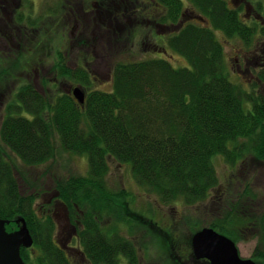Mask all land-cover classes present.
I'll use <instances>...</instances> for the list:
<instances>
[{
    "label": "trees",
    "instance_id": "1",
    "mask_svg": "<svg viewBox=\"0 0 264 264\" xmlns=\"http://www.w3.org/2000/svg\"><path fill=\"white\" fill-rule=\"evenodd\" d=\"M100 1L106 9L112 4ZM155 3L158 24L178 31L156 45L161 57L117 63L111 92L92 90L82 105L68 92L51 98L28 82L10 104L0 142L25 166L55 160L59 145L64 153L87 157L89 164L87 176L57 184L54 208L62 205L69 211L68 233L60 232L54 211L41 216L37 197L21 193L16 169L0 150V218L26 220L34 239L32 248L21 252L27 264H140L134 241L140 233L149 230L172 237L147 216L150 213L131 209L126 191L109 189V159L129 166L139 187L164 203L182 200L187 206L205 202L219 185L217 157L233 168L251 157L264 162V93L259 83L247 90L231 81L224 46L216 35L224 31L248 43L254 28L243 24L227 0ZM114 41L107 40L109 45ZM169 50L185 58L188 67L175 68L163 57ZM59 60L55 66L59 78L91 88L86 68H71L62 54ZM259 80L264 85V71ZM246 202L239 196L210 227L235 242L244 229L258 231L264 216L247 214ZM104 219L112 221L106 225ZM11 226L17 228L14 222ZM193 236L183 246L188 253ZM253 259L264 264V252L257 249Z\"/></svg>",
    "mask_w": 264,
    "mask_h": 264
},
{
    "label": "rangeland",
    "instance_id": "2",
    "mask_svg": "<svg viewBox=\"0 0 264 264\" xmlns=\"http://www.w3.org/2000/svg\"><path fill=\"white\" fill-rule=\"evenodd\" d=\"M25 1L32 6L33 23L40 25L34 30V40H10V46L7 40H0V127L9 115L10 104H13L16 94L24 84L34 83L37 89L48 93L51 98L75 87L67 79L59 78L55 71V66L61 61L60 54L71 68L84 67L90 72L92 86L85 89L87 94L92 90L111 92L113 70L117 63L161 57L158 53L160 49L156 45L166 43V40L178 31L168 25L156 27L154 20L159 21L160 10L153 8L151 0H125L123 5L126 4L124 6H127V12L123 9L121 11L120 8L118 11L112 10L109 12V20L106 21L96 17L100 14L99 11H103L99 7L102 3L100 0L23 2ZM261 2L262 0H257L258 5ZM74 4L75 7L72 6ZM189 5L190 3L185 1V6ZM262 7L264 8V2ZM246 14L242 11V19L253 26L254 23ZM102 15L104 14L100 16ZM127 15L132 18L125 19ZM116 21L119 29L115 32L111 30V34L107 33V26L113 24L116 28ZM216 35L224 46L225 64L231 81L247 90L251 89L252 84L259 83V91L264 93V85L259 80L261 72L264 71V68L260 70L261 63L264 64V40L255 39L247 43L236 38H226L218 31ZM111 38L115 43L109 45L107 40ZM15 43L19 45L16 46ZM24 56H27V63L24 61L26 58L23 60ZM163 57L171 61L175 68L188 67L186 59L171 50ZM25 69L28 71L25 72ZM0 150L16 169L21 193L37 197L36 210L39 208L41 216L50 212L52 214L54 211L58 230L68 233L69 211L61 204V207L55 209L53 204L58 196L57 184L71 177L87 176L88 158L64 153L59 145L55 160L46 165L27 167L1 142ZM109 162L110 172L106 178L109 189L115 193L126 191V202L131 209L139 213H150L151 215L147 216L156 219L162 228H166L175 238L173 241V238H168L166 234L152 233L149 230L135 238V232L131 239L135 238L142 264H177L180 263L179 260H185L187 250H184L183 246L186 240L199 230L210 227L214 220L222 218L224 209L230 203H237L239 196L247 201V214L264 216V162L255 158L251 157L242 165L233 168L224 158L217 157L214 163L219 185L205 202L197 206H187L182 200L164 203L153 193L139 187L129 166L119 164L113 159H109ZM105 220L106 225L112 221ZM9 230L16 231L17 228L11 226ZM122 230L123 234L130 238L128 230ZM240 234L241 238L236 243L243 258L253 259L257 249L264 252L263 225L258 231L244 229ZM58 237L64 239L61 233ZM164 240L167 247L163 245ZM180 248L184 251H179Z\"/></svg>",
    "mask_w": 264,
    "mask_h": 264
},
{
    "label": "flooded vegetation",
    "instance_id": "3",
    "mask_svg": "<svg viewBox=\"0 0 264 264\" xmlns=\"http://www.w3.org/2000/svg\"><path fill=\"white\" fill-rule=\"evenodd\" d=\"M23 1L24 0H0V40H7L8 45H9L10 40H34V38H33L34 30L37 28L38 25H40L39 23H33V16L31 14L32 6H30L27 1H25V2H23ZM111 1H112L111 2L112 4L109 5L107 7V9L104 8L103 6H99L100 8L103 9V11L106 12V14H104L102 16H100L99 14L96 15V17L98 19H101V21L102 20H105V21L109 20V18L111 16V14H109V12H111L112 10L118 11V8H120L121 11L123 9V11L127 12V6H124L126 4L123 5L125 0H119V1L111 0ZM151 2H153V4H154L153 8L158 10V7L156 6L155 0H151ZM228 3H229V6L231 5L230 7L234 11L238 12L240 19L243 22V24L248 25L250 28H254V30L252 31V33H254V34L249 36L248 40H255V39L256 40H264V8L262 6H260L261 9L258 7L257 0H253V1H249V0H228ZM72 6L75 7L76 4H74ZM96 6H97V4H96ZM242 11L243 12L245 11L247 13L246 16L249 17L251 19L250 21H252L254 23L253 26H251V24L249 25L248 23H246L242 19V15H241ZM127 17L132 18L130 15L129 16L127 15L125 17V19H128ZM154 22H155L156 27H161V25L158 24L159 23L158 20H157V22H156V20H154ZM104 23H106V22H104ZM106 25H107V23H106ZM112 25H110L109 27L107 26V28L105 29V31L107 33L111 34L112 33V32H110L111 30H114V32H115L117 29H119L118 22H117L116 28H114ZM171 27L173 28V26H171ZM218 32H221L222 35H224L226 38H229V39H235L236 38L238 40H244L240 35H235V36L231 37V36L227 35L224 31H218ZM216 33H217V31H216ZM43 35H44V33H43ZM109 40H112V38ZM15 45L17 46L19 44L15 43ZM262 52L264 53V50H262ZM25 58H26V60H24ZM23 60L27 63L28 62L27 56H24ZM260 67H261L260 70H263L264 64L261 63ZM27 71L28 70L25 69V72H27ZM238 71L241 72V70H238ZM74 88L71 87L70 90L68 91V93L71 96H73V89ZM86 94H87V92H86ZM86 99H87V97H86ZM67 222L69 223V217H67ZM187 252H186L185 257H184L185 260L184 259L179 260L180 264H210V262L206 259L197 260L195 258L193 250H192V243H191V248H190L189 254ZM182 256H184V254H182ZM123 264H126V263L124 262ZM140 264H142L141 261H140Z\"/></svg>",
    "mask_w": 264,
    "mask_h": 264
},
{
    "label": "water",
    "instance_id": "4",
    "mask_svg": "<svg viewBox=\"0 0 264 264\" xmlns=\"http://www.w3.org/2000/svg\"><path fill=\"white\" fill-rule=\"evenodd\" d=\"M75 99L86 103V92L82 87L73 89ZM11 221L0 218V264H27L22 257V249H30L34 239L24 218L14 221L16 231L9 232ZM192 250L197 260L206 259L210 264H257L251 258L241 256L238 245L230 237L211 227L198 231L192 238Z\"/></svg>",
    "mask_w": 264,
    "mask_h": 264
}]
</instances>
